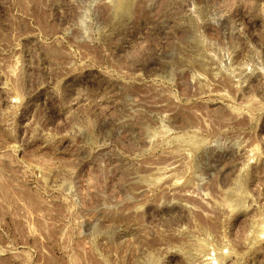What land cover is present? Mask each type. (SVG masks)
I'll return each instance as SVG.
<instances>
[{"label":"rangeland","instance_id":"obj_1","mask_svg":"<svg viewBox=\"0 0 264 264\" xmlns=\"http://www.w3.org/2000/svg\"><path fill=\"white\" fill-rule=\"evenodd\" d=\"M0 264H264V0H0Z\"/></svg>","mask_w":264,"mask_h":264}]
</instances>
